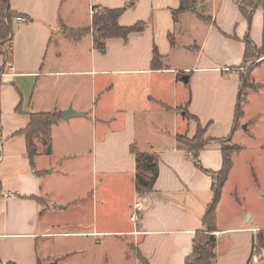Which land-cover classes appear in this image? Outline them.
I'll list each match as a JSON object with an SVG mask.
<instances>
[{"label": "crops", "instance_id": "0c3cea01", "mask_svg": "<svg viewBox=\"0 0 264 264\" xmlns=\"http://www.w3.org/2000/svg\"><path fill=\"white\" fill-rule=\"evenodd\" d=\"M241 1L194 0V10L176 19L172 11L180 0L9 1L25 21L13 22L10 62L0 55V264L49 258L61 263L94 234L123 236L124 264H144L141 258L148 264H184L195 233L205 228L202 217L213 196L209 172L222 168L215 139L227 136L241 150L232 155L215 210V264H264V224H252L242 194L228 191L242 155L264 152V73H257L264 70V57L252 64L254 86L235 120L246 37L257 48L264 42L263 9L254 8L249 21ZM124 6L117 23L142 22L143 29L126 40L106 39L104 52L95 47L91 32L73 39L62 29L90 27L93 10ZM179 38L193 53L189 62L173 64ZM154 48L162 63L158 69L151 67ZM251 97L259 101L255 112L249 110ZM69 107L81 115L60 117L52 126L50 153L36 138L31 163L21 133L30 115H60ZM185 112L207 127L209 141L198 164L177 139H191L197 130ZM132 144L158 155V175L144 194L135 190ZM136 202L142 208L132 221ZM98 205L119 211L118 218L106 216L109 229L95 227ZM67 211L74 213L70 221L52 219ZM89 212L95 213L92 229H78Z\"/></svg>", "mask_w": 264, "mask_h": 264}, {"label": "trees", "instance_id": "16d2710c", "mask_svg": "<svg viewBox=\"0 0 264 264\" xmlns=\"http://www.w3.org/2000/svg\"><path fill=\"white\" fill-rule=\"evenodd\" d=\"M9 1L10 0H0V55L3 56L4 63L10 62L13 20L19 15L17 12L11 9ZM239 4L242 14L249 21L254 8L261 7L264 12V0H243ZM194 8V0H180L179 7L172 11V15L174 19H176L179 13L194 10ZM125 9L126 6L115 9L103 8L97 11L93 10L90 27L79 28L76 30L67 29L65 27L62 29L65 35L73 39H77L91 32L93 34L95 47L99 51L104 52V42L106 39L122 38L126 40L130 33L138 32L143 29L144 24L142 22H138L128 27L120 26L117 23L118 17L124 12ZM245 41V59L256 56L259 51L260 54L264 55V42L260 48H257L252 44V42H250L248 36L246 37ZM161 66L162 63L160 56L156 48H154L151 67L153 69H158ZM252 67L244 74L240 73L242 85L238 94V102L235 107V120H237L239 115L242 113L241 104L246 101V98L242 93V89L248 90L252 89L254 86L249 80ZM185 116L193 119L196 122L197 130L191 139H188L185 136H178L177 139L179 142L188 145V149L192 152V156L195 159L196 164H198L199 152L209 141V139H204V134L207 127L201 126L198 118L195 115L185 112ZM59 119L60 115L58 112H37L30 115V121L28 125L21 131V133L25 135L27 153L31 163L37 152V146L35 144L36 138L41 139L44 146V152L47 154L50 153L49 139L51 135V128L57 123ZM235 129H237L236 121L234 124V130ZM230 140V136L223 137L222 139H215L216 142L221 144V153L223 157L222 168L217 172H209L212 176L211 188L213 191V196L202 217L205 228L203 231L195 233L192 241V253L185 259L184 264H215V252L213 248L215 244V235L212 233L216 229L215 210L219 204L218 202L221 197L223 183L233 166L232 155L239 154L241 150L240 146L238 147L231 144ZM130 150L135 157V190L138 194L147 193L151 191L154 181L158 175V155L153 151H140L134 144L131 145ZM260 241L261 239L259 238V242ZM141 259L144 264H148L143 258ZM37 264L44 263L38 261ZM48 264H56V262H51Z\"/></svg>", "mask_w": 264, "mask_h": 264}, {"label": "rangeland", "instance_id": "374dc122", "mask_svg": "<svg viewBox=\"0 0 264 264\" xmlns=\"http://www.w3.org/2000/svg\"><path fill=\"white\" fill-rule=\"evenodd\" d=\"M80 3L82 5L83 0H80ZM182 39L183 38L177 39L178 40V43L176 44L177 48L171 60L173 64L189 62V56H191L193 53V52L190 53L188 50L182 48L183 43H185V41ZM186 46L187 44L184 45L183 47ZM260 55L262 54H260L259 51L256 56H252L251 58L247 59V64L242 68L243 73H245L250 67H252L253 63L259 61L264 57V55L262 56ZM263 65H264V61H263ZM257 71H258L257 73H264V70L262 69L261 70L259 69ZM183 86L184 85L182 84L181 81V87H180L181 90H183L182 89L184 88ZM247 94H248V90L244 89L243 91L244 97H248ZM253 97H251L252 101L249 107L250 112L256 111L257 109L256 105L257 102H259ZM261 104H263L264 106V101H262ZM260 120L261 123H264V114L262 115ZM238 128H240L239 124L237 125V130ZM242 156L243 157L239 159L237 165L238 174L233 176V178L230 180V183L228 184L229 185L228 191L229 192L233 191L235 188V190H237L238 195L240 193L242 194L243 196L242 200L244 204L246 205L247 209L253 214L254 218L252 220V224H254L258 220L264 224V152L257 155L255 153H252V151H249L248 153ZM74 188L75 187H73L70 192L74 191ZM89 193H91V188H89ZM89 193H88V197H91ZM57 194L58 193H55V195ZM227 194L229 193L227 192ZM58 196L61 195L58 194ZM107 207L103 208L98 205V209L95 217L96 219L95 227L97 230L109 229L108 226L106 225V216L110 215V217L113 216V218L119 217V211H117V213L114 212L113 211L114 208L112 211H110V206L108 207L109 209L108 213L104 211ZM94 215L93 213L91 214V212H89L85 218V222H83L80 228L78 229H92L89 227V224H90V220L94 217ZM65 218H67L68 220L73 219L74 213L67 211V213H65L64 215H57L52 217V219L57 222ZM114 221H117V219L115 218ZM77 246L80 248V252L73 254L69 258V260L61 262L62 264L63 263L66 264L67 262H69L70 264H124L125 262L124 256L126 252V242L123 236L119 237V236L94 234L93 237H88L87 240L84 238L83 244H78ZM127 251L128 253H132V254L134 253L132 252V248L130 246H127ZM51 262H56V264H61L57 259L54 258H49L48 260L41 261V263L44 264H48Z\"/></svg>", "mask_w": 264, "mask_h": 264}, {"label": "built area", "instance_id": "2783aa9c", "mask_svg": "<svg viewBox=\"0 0 264 264\" xmlns=\"http://www.w3.org/2000/svg\"><path fill=\"white\" fill-rule=\"evenodd\" d=\"M25 20L22 16L18 15L14 18V23H16L17 25H20L21 23H23ZM134 208H135V212L131 215V220L134 221L138 218L137 215V211H139L142 208V204L140 202H136L134 204ZM251 261L256 263L258 261V255H256V253L251 255Z\"/></svg>", "mask_w": 264, "mask_h": 264}, {"label": "water", "instance_id": "95a60500", "mask_svg": "<svg viewBox=\"0 0 264 264\" xmlns=\"http://www.w3.org/2000/svg\"><path fill=\"white\" fill-rule=\"evenodd\" d=\"M187 76H185L183 78V81L184 82H187ZM78 115H81L80 112L72 109L71 107L67 108L66 110H63L61 113H60V117L63 119V120H68L69 118L71 117H74V116H78ZM243 127H245L244 125H242Z\"/></svg>", "mask_w": 264, "mask_h": 264}]
</instances>
